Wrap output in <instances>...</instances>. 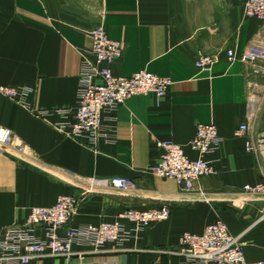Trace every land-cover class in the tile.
I'll list each match as a JSON object with an SVG mask.
<instances>
[{"label": "crops", "instance_id": "crops-1", "mask_svg": "<svg viewBox=\"0 0 264 264\" xmlns=\"http://www.w3.org/2000/svg\"><path fill=\"white\" fill-rule=\"evenodd\" d=\"M245 0H0V85L27 89L21 99L0 94V125L11 128L26 152H0V231L25 223L32 206H52L59 196L79 199L69 225L113 221L130 208L167 204L171 215L138 238L109 242L102 251L75 244L70 256H39L28 264H184L178 254L185 232L201 233L222 219L241 237L249 262L264 260V195L243 192L264 183V64L230 63L225 51L264 46V19L247 17ZM102 26L123 42L113 65L119 76L148 70L171 78L166 96L135 95L104 114L113 140L95 148L68 137L35 110L75 108L90 31ZM200 54H219L213 72L196 66ZM214 123L223 138L211 155L215 172L186 190L150 172L160 160L158 142H189L197 124ZM242 123L248 132L238 133ZM258 140L248 152L246 140ZM124 176V191L89 179ZM128 227H133L126 222ZM43 234V230L38 231Z\"/></svg>", "mask_w": 264, "mask_h": 264}, {"label": "built area", "instance_id": "built-area-1", "mask_svg": "<svg viewBox=\"0 0 264 264\" xmlns=\"http://www.w3.org/2000/svg\"><path fill=\"white\" fill-rule=\"evenodd\" d=\"M244 13L247 17L264 19V0H245ZM90 34L91 47L80 49L82 62L76 107L37 109L35 114L49 122L50 115L59 114L61 120L51 122L56 129L95 148L101 139L108 142L114 139L112 126L104 124L105 113H113L135 95L163 98L172 80L148 70H139L130 76L116 75L112 67L123 56V42L109 37L102 26L92 29ZM225 54L230 63L264 64V46L259 43L250 44L241 53L227 49ZM219 59V54H200L196 66L202 72L212 73ZM26 93L27 89L20 86L0 85V94L9 98L21 99ZM248 130V124L242 123L238 133ZM222 142L216 124L200 122L189 142L197 155H189L183 144L172 139L161 140L158 142L162 150L160 160L151 166L150 172L161 178H173L186 190H194L200 178L215 172L211 155L220 149ZM245 148L248 152H256L258 140L249 137ZM11 149L26 152L27 146L11 128L0 125V152L7 153ZM97 185L124 191L135 188L133 180L124 176L103 180L90 178L87 193L93 192ZM243 192L262 196L264 183L247 184ZM78 205L76 196L62 195L52 206H32L24 224L0 231V264H28L39 256H70L75 244L100 252L109 242L123 244L138 238L146 228L171 215L167 204L148 209L130 208L113 221L75 227L69 225V221ZM126 222L133 227H128ZM41 229L43 234L38 232ZM178 254L184 264H264V260L249 262L245 258L241 237L233 234L222 219L207 225L201 233L185 232L180 238Z\"/></svg>", "mask_w": 264, "mask_h": 264}, {"label": "rangeland", "instance_id": "rangeland-1", "mask_svg": "<svg viewBox=\"0 0 264 264\" xmlns=\"http://www.w3.org/2000/svg\"><path fill=\"white\" fill-rule=\"evenodd\" d=\"M86 193H87V191H86Z\"/></svg>", "mask_w": 264, "mask_h": 264}]
</instances>
